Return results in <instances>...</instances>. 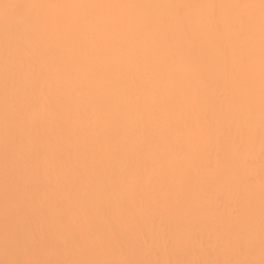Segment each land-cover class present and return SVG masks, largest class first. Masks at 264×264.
Returning <instances> with one entry per match:
<instances>
[{
	"label": "bare ground",
	"instance_id": "6f19581e",
	"mask_svg": "<svg viewBox=\"0 0 264 264\" xmlns=\"http://www.w3.org/2000/svg\"><path fill=\"white\" fill-rule=\"evenodd\" d=\"M259 3L0 0V5L56 6H0V230L9 225L11 231L19 232L17 204L24 189L29 194V212L33 205L41 213L47 212L48 223H52L50 205L60 201L66 225L49 228L46 224L35 233L27 232L21 238L20 254L29 242L47 251L58 246L57 257L49 251L45 258L50 260L224 259L231 236L245 248L239 258L255 259L253 248L261 250V210H257L261 207L262 179ZM128 4L257 7H217L216 19L231 18L226 22H235L237 30L241 20L251 19L252 23L244 26L248 37L221 39L211 31L200 32V43L193 53L199 64L190 71L187 58L176 60L166 72L178 79H169L130 57V49L140 46L131 38L121 42L123 25L117 22L138 16L175 20L173 9L78 7ZM183 14L192 21L210 19V10L205 8H185ZM23 17L49 25L57 18L66 23L60 29L50 26L48 39L37 46L41 50L26 56L14 42L15 36L27 34L19 23ZM6 21L12 37L7 44ZM144 55L151 60L149 52ZM237 55L245 58L243 72L234 70ZM61 58L70 74L67 86H57L48 75L55 72ZM6 61L10 82L7 98ZM205 80L207 88L202 84ZM80 87L86 90L83 96L78 92ZM194 96L200 98L195 107L191 103ZM25 97L36 102L37 111ZM6 103L12 130L7 145ZM57 113L62 128L53 125ZM249 123L255 133L252 137L247 134ZM89 124L92 127H87ZM189 124H198L204 134L193 138ZM58 142L64 145L67 164L44 159L43 153ZM34 144L41 152L38 188L32 177ZM241 144L246 147L238 152ZM10 208L12 212L6 214ZM14 217L18 218L15 226L9 219ZM74 218L77 223L73 224ZM202 222L204 227L198 231ZM88 225L98 236L111 238V243L98 247L99 241L89 236Z\"/></svg>",
	"mask_w": 264,
	"mask_h": 264
},
{
	"label": "snow or ice",
	"instance_id": "6c2138e0",
	"mask_svg": "<svg viewBox=\"0 0 264 264\" xmlns=\"http://www.w3.org/2000/svg\"><path fill=\"white\" fill-rule=\"evenodd\" d=\"M4 8L19 7H56L55 5H28V4H3L0 5ZM78 7H120L130 9H149V8H168L175 11V20L169 19L167 16L150 17V16H138L129 18L126 21H118L123 25L121 28V35L123 37L122 43L128 38H131L134 42L139 44V48L130 49V57L140 63L146 64L147 68L153 70L158 76H167L169 79H178L176 74L166 72V68L170 63L176 60H183L187 58L189 60L188 69L193 70V66L199 64V58L194 56V51L198 48L200 40V32L211 31L219 36L221 39L235 35L238 38H247L248 33L244 31L245 24L250 25L251 19L248 21L241 20L240 29L237 30L235 22H226L218 20L215 17V9L217 7H248L254 8L257 5L246 4V5H216V4H201V5H189V4H128V5H78ZM190 7H199L210 10V19L208 21L203 20H187L184 17L183 10ZM260 9V96H261V110H260V139H261V226H260V247H261V258L257 261L250 258H239L244 255L245 248L239 240H234L231 236L226 241V256L224 259H210V260H175V261H152V260H109V259H61V260H50V259H37V258H23V259H8L0 261V264H264V0H260L258 5ZM19 23L23 26L26 35H17L14 38L16 49L26 56L35 55L36 51L41 49L37 47L48 39L49 27L60 29L65 25V21L62 19H55L48 23H42L38 19L31 17H23L19 20ZM5 37L6 44L11 42L12 37L9 35L8 22L6 21L5 26ZM145 52L151 54V60L144 55ZM227 54V50H225ZM246 61L242 56L234 57V70L241 72L245 71ZM33 71H35V64L32 65ZM8 64L5 63V96L7 98L10 91V82L8 78ZM49 79L57 86H67L71 84L70 74L64 66L63 59L61 58L59 64L53 73H49ZM31 84V82H29ZM203 87H208V82L205 80L202 82ZM52 88V84H49V89ZM43 91V90H42ZM81 96L86 94V90L83 87L78 89ZM46 98V97H45ZM29 103L33 105L34 111L38 110L35 101L25 97ZM199 96L192 98V105L195 107L199 103ZM23 106L17 107V113L19 114L20 109ZM23 124V121H21ZM53 125L57 128L63 127V121L60 115L57 113L53 117ZM87 127H92L91 124ZM99 129V122L95 125ZM189 134L193 138H198L204 134V130L198 126V124L188 125ZM5 143L9 142L12 134L8 122V107L6 103V114H5ZM247 134L252 137L254 129L249 123L247 128ZM111 135V132L108 133ZM245 145L241 144L238 146L237 151L245 149ZM33 156L35 158V164L32 167V177L34 185L39 187L40 168L39 161L41 158V152L37 145H33L31 148ZM44 159H51L53 162H59L61 164H67L68 161L64 156V145L61 142L55 145H50L49 149L43 153ZM248 161L245 160L244 164L247 165ZM251 180V176L248 177ZM35 195H31V200H35ZM30 199L28 190L24 189L20 194V199L17 204L18 213L20 215V226L19 236L16 238V245L20 244L21 238L27 233H35L44 228L47 224L49 228L64 227L65 218L60 212L61 204L60 201H56L50 205L52 210L51 219L52 223H48L49 214L47 212L41 213L40 210L32 206L31 212H29ZM71 223H77L74 218ZM87 231L90 237H95L99 241L98 247L103 248L111 243V238L105 239L98 236L93 230L91 225H88ZM115 235V232L113 233ZM95 243V240H94ZM231 253V255H228Z\"/></svg>",
	"mask_w": 264,
	"mask_h": 264
},
{
	"label": "rangeland",
	"instance_id": "374dc122",
	"mask_svg": "<svg viewBox=\"0 0 264 264\" xmlns=\"http://www.w3.org/2000/svg\"><path fill=\"white\" fill-rule=\"evenodd\" d=\"M223 21H231V18H223L222 19ZM252 27H250L251 29ZM253 176V175H251ZM1 201V199H0ZM257 202V201H255ZM2 204V202H1ZM1 206V205H0ZM13 209V207H11ZM11 208L9 209V211L6 213H11L12 210ZM14 210V209H13ZM258 212L261 210V207H258L257 208ZM254 214H256V210L253 211ZM12 217V216H11ZM8 219V218H6ZM11 221H12V224L13 226H15L17 223H18V218H9ZM204 222L200 223L199 226L197 227V230H201L203 227H204ZM2 230V231H1ZM0 230V236L2 237V239H4V237L6 239H4L2 241V244L4 243V241L8 240L7 242L5 241V244H2L0 245V261H3V260H8V259H23V258H37V259H45L48 255H50V252L51 254L54 256V257H57L59 255V248L58 246H54L51 250L47 251L46 249H44L43 247L39 246V245H36V244H33V243H27V247H26V251L25 253L22 255L20 254V244H21V240H20V244L17 246L15 241H16V238L19 236V232L17 231H11L9 229V225H5L3 226V229ZM5 230V231H4ZM7 230V231H6ZM6 234H5V233ZM9 232V233H7ZM8 238H7V237ZM260 236V235H259ZM1 239V240H2ZM183 239V238H182ZM1 240H0V243H1ZM185 240V238H184ZM183 240V241H184ZM259 246H256L253 248L252 252L254 253V255H256L255 259L254 260H259L261 258V253H259V255H257V250L259 251L260 249L258 248ZM261 248V247H260ZM261 251V250H260ZM259 251V252H260ZM152 253V252H151ZM148 254V253H147ZM150 255V252L149 254ZM151 256V255H150ZM153 256V255H152ZM133 259V258H132ZM135 259V258H134ZM58 260V259H57Z\"/></svg>",
	"mask_w": 264,
	"mask_h": 264
}]
</instances>
